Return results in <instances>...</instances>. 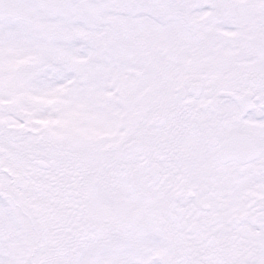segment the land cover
Here are the masks:
<instances>
[{
    "label": "snow or ice",
    "instance_id": "1",
    "mask_svg": "<svg viewBox=\"0 0 264 264\" xmlns=\"http://www.w3.org/2000/svg\"><path fill=\"white\" fill-rule=\"evenodd\" d=\"M0 264H264V0H0Z\"/></svg>",
    "mask_w": 264,
    "mask_h": 264
}]
</instances>
